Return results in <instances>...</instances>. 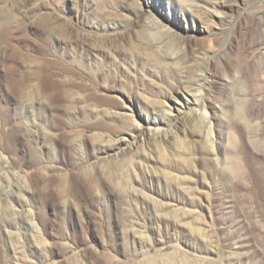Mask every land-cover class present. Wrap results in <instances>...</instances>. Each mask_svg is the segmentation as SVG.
I'll return each instance as SVG.
<instances>
[{
    "label": "rangeland",
    "instance_id": "obj_1",
    "mask_svg": "<svg viewBox=\"0 0 264 264\" xmlns=\"http://www.w3.org/2000/svg\"><path fill=\"white\" fill-rule=\"evenodd\" d=\"M0 264H264V0H0Z\"/></svg>",
    "mask_w": 264,
    "mask_h": 264
},
{
    "label": "bare ground",
    "instance_id": "obj_2",
    "mask_svg": "<svg viewBox=\"0 0 264 264\" xmlns=\"http://www.w3.org/2000/svg\"><path fill=\"white\" fill-rule=\"evenodd\" d=\"M46 27V26H45ZM48 53V52H47ZM50 61V60H49ZM51 64V63H50ZM49 66V65H48ZM47 67V66H46ZM208 105V104H207ZM208 116V112L206 111V110H204V113L203 114H200L199 115V118H201V119H206L207 120V117ZM198 118V119H199ZM201 119H199V120H201ZM208 123V122H207Z\"/></svg>",
    "mask_w": 264,
    "mask_h": 264
}]
</instances>
